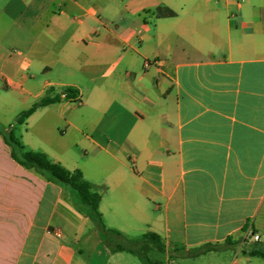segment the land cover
<instances>
[{
  "label": "crops",
  "instance_id": "crops-1",
  "mask_svg": "<svg viewBox=\"0 0 264 264\" xmlns=\"http://www.w3.org/2000/svg\"><path fill=\"white\" fill-rule=\"evenodd\" d=\"M0 84L6 113L76 91L0 130L79 169L106 228L156 234L153 261L264 264V0H0ZM66 195L0 135V264H127Z\"/></svg>",
  "mask_w": 264,
  "mask_h": 264
},
{
  "label": "trees",
  "instance_id": "trees-1",
  "mask_svg": "<svg viewBox=\"0 0 264 264\" xmlns=\"http://www.w3.org/2000/svg\"><path fill=\"white\" fill-rule=\"evenodd\" d=\"M163 14L165 13L160 10L156 11V15L159 17ZM51 92V89L47 90L37 102L20 111L16 125L23 124L36 108L58 102L60 94H63L64 98H73L76 95V91L70 88H64L60 94L51 95ZM0 135L9 146L12 158L18 164L47 181H52L64 189L69 188L74 193L78 210L95 224L101 241L111 253L127 252L135 255L141 264H161L146 257V254L152 250L163 252V245L156 234L145 232L135 240H128L119 231L106 228L103 225L98 210L101 198L98 187L87 181L79 169L67 170L59 163L51 161L44 153L25 148L13 128L6 131L0 130ZM113 238L118 240L113 242L111 241ZM213 248L212 245H204L198 252H208ZM249 254L264 257V253L258 250L250 251Z\"/></svg>",
  "mask_w": 264,
  "mask_h": 264
},
{
  "label": "rangeland",
  "instance_id": "rangeland-1",
  "mask_svg": "<svg viewBox=\"0 0 264 264\" xmlns=\"http://www.w3.org/2000/svg\"><path fill=\"white\" fill-rule=\"evenodd\" d=\"M0 88H1V84H0ZM1 93V92H0ZM30 103H27L26 105H20L18 102L16 103V105L14 106L13 110L9 113H6V112H1L0 110V126H7L9 124H12L13 126L16 125L15 123V120H16V117H17V114L18 112H20V110H23L25 108H27V106H29ZM67 191V197H66V201L69 203L68 206H67V212L71 215V216H74L75 215V209H77V204H76V201H75V196H74V193L69 190V188L66 189ZM87 221L90 225H94V223L89 219L87 218ZM141 234V231H137L135 233H132V235H130V237H125V239H137L139 238ZM118 239L116 238H113L111 239V241H117ZM264 245L263 243L262 244H258L257 246H260L261 248H263ZM264 249V248H263ZM123 257L125 258L126 260V263L127 264H141L139 259L133 255V254H130V253H126V252H123L122 253ZM147 258L150 259V260H157L159 257H160V254L155 251V250H152L150 251L149 253L146 254ZM84 257L87 261L89 260H93L95 261L96 259L94 257H92V253L90 250L88 249H85L84 251ZM230 257V256H229ZM183 264H198L197 262H184Z\"/></svg>",
  "mask_w": 264,
  "mask_h": 264
},
{
  "label": "built area",
  "instance_id": "built-area-1",
  "mask_svg": "<svg viewBox=\"0 0 264 264\" xmlns=\"http://www.w3.org/2000/svg\"><path fill=\"white\" fill-rule=\"evenodd\" d=\"M152 64H156V61H155V60H154V61H151V62H149V61H145L144 64H143V66H144V67H147V66L152 65ZM76 103H77V104H80V101H79V100H76ZM57 235H59V234L57 233ZM252 238H253L255 241L258 240V236H257V235H252Z\"/></svg>",
  "mask_w": 264,
  "mask_h": 264
}]
</instances>
